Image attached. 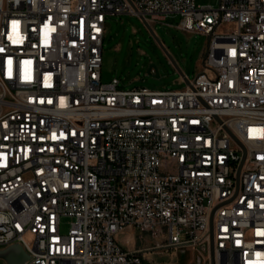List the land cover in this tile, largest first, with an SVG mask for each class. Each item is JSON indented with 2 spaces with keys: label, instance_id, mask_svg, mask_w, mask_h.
Masks as SVG:
<instances>
[{
  "label": "built area",
  "instance_id": "1",
  "mask_svg": "<svg viewBox=\"0 0 264 264\" xmlns=\"http://www.w3.org/2000/svg\"><path fill=\"white\" fill-rule=\"evenodd\" d=\"M113 15L179 16L209 36L202 70L181 90L103 83ZM127 228L264 264V0H0V250L147 264Z\"/></svg>",
  "mask_w": 264,
  "mask_h": 264
},
{
  "label": "rangeland",
  "instance_id": "2",
  "mask_svg": "<svg viewBox=\"0 0 264 264\" xmlns=\"http://www.w3.org/2000/svg\"><path fill=\"white\" fill-rule=\"evenodd\" d=\"M195 4L217 7L218 0H195ZM179 21V16H169L163 22L149 25L151 33L137 16H109L102 48V82L109 83L116 78L121 89L140 86L161 90L184 89L187 85L184 77L192 81L203 68L209 36L180 30L175 27ZM226 27L222 25L217 31H224ZM150 65L157 68L160 85L148 82L147 68ZM116 240L126 250H145L142 255L147 264H197L198 258L200 264H206L208 260L202 252L188 250L180 254L174 249H153V245L167 240L166 234L153 238L149 233L125 229L116 236ZM0 264L7 263L0 259Z\"/></svg>",
  "mask_w": 264,
  "mask_h": 264
},
{
  "label": "water",
  "instance_id": "3",
  "mask_svg": "<svg viewBox=\"0 0 264 264\" xmlns=\"http://www.w3.org/2000/svg\"><path fill=\"white\" fill-rule=\"evenodd\" d=\"M144 24L152 33L151 27L146 22H144ZM171 62L174 64L178 72H180V70L178 69V67L176 66V64L174 63L172 59H171ZM147 75L149 76V79H148L149 83H152L154 85L161 84L159 81L158 70L154 65H150L147 68ZM184 79H185L186 84H188L189 83L188 80L185 77ZM210 231L212 232V223L210 224ZM0 259H3L7 264H23L28 259V255L20 245L15 244V245L9 246L8 248L0 250ZM197 264H200V258L197 259ZM210 264H215L212 242L210 246Z\"/></svg>",
  "mask_w": 264,
  "mask_h": 264
},
{
  "label": "crops",
  "instance_id": "4",
  "mask_svg": "<svg viewBox=\"0 0 264 264\" xmlns=\"http://www.w3.org/2000/svg\"><path fill=\"white\" fill-rule=\"evenodd\" d=\"M127 229H132V228H127ZM122 232H123V231H122ZM122 232H120V233H122ZM120 233H119V234H120ZM119 234H118V235H119ZM135 249H136V248H135ZM135 249H133V250H135ZM139 249H141V248H139Z\"/></svg>",
  "mask_w": 264,
  "mask_h": 264
},
{
  "label": "bare ground",
  "instance_id": "5",
  "mask_svg": "<svg viewBox=\"0 0 264 264\" xmlns=\"http://www.w3.org/2000/svg\"><path fill=\"white\" fill-rule=\"evenodd\" d=\"M12 245H15V244H9V246H12ZM23 264H25V262Z\"/></svg>",
  "mask_w": 264,
  "mask_h": 264
}]
</instances>
